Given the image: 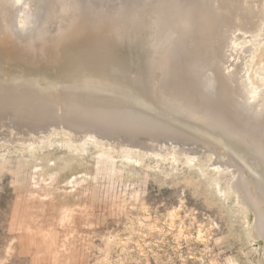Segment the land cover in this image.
Here are the masks:
<instances>
[{"label":"rangeland","instance_id":"obj_1","mask_svg":"<svg viewBox=\"0 0 264 264\" xmlns=\"http://www.w3.org/2000/svg\"><path fill=\"white\" fill-rule=\"evenodd\" d=\"M156 1L28 0L11 7L8 0H0V59L3 56L8 69L46 67L55 76L58 43L68 40L69 27L82 17L90 25V42L109 43L105 49L121 52L129 68L141 65L155 82L159 79L153 78L155 58L170 45L166 27L157 35L156 28L142 30L150 24ZM209 1L210 7H219L218 15L228 14L229 0L204 4ZM164 14L175 30L165 54L172 68L188 55L189 69L201 55L211 62L212 40L208 50L198 46L186 26L179 25L174 10ZM7 26L12 40L3 39L9 36ZM243 31L235 30L233 35L230 31L231 37L242 34L243 45L232 50L234 55L224 51L229 56L225 55L223 68L233 70L234 63H246V49L253 46L245 38L253 34ZM258 33L264 38V24ZM74 36L71 39L79 34ZM188 80L200 99H214L215 90L203 79L193 75ZM235 94L231 89L230 101ZM245 100L246 96V107ZM233 110L234 118L246 123ZM25 122L9 112L0 115V264H264V239L255 227V210L233 185L239 172L227 167L220 149L210 153L206 145L184 144L174 150L170 141L130 147L63 125H48L23 136ZM36 138L39 142H30ZM184 146L195 149L185 152Z\"/></svg>","mask_w":264,"mask_h":264},{"label":"bare ground","instance_id":"obj_2","mask_svg":"<svg viewBox=\"0 0 264 264\" xmlns=\"http://www.w3.org/2000/svg\"><path fill=\"white\" fill-rule=\"evenodd\" d=\"M8 1V6L15 7L18 2L21 1L24 5L28 0ZM204 1L159 0L155 3L156 9L151 7L153 12L149 10L152 19L147 24L149 21L150 24L145 27L144 18L140 21L145 27H140L144 29L143 33L145 29L147 32L156 28L154 34L157 35L161 28H167L166 41L170 45L164 46V51L161 48L163 55L155 58L153 78L159 77L155 82L149 80L142 69L144 67L135 64L134 60L135 65L129 68L128 61L121 52L105 49L109 46L108 42V46L102 40L100 43L94 40L90 42V25L82 17L74 21L73 27H69L70 36L68 35L67 41L64 38L66 43L62 41L64 39L58 43L59 54L55 59L53 72L55 76L46 67L12 66L8 69L4 65L9 64H3L2 56L0 115L9 112L17 120L26 121L24 126L27 130L23 136L27 132H36L37 129L41 131L48 125H63L76 132L86 131L102 138L118 140L130 147H144L146 141H159L163 144L170 141L174 150L184 144L196 147L206 145L209 149L205 148L210 153L220 149L226 155L227 167H233L239 172L233 185L239 187L244 199L255 210V227L258 235L264 239V38L258 33L264 24V0H229L232 7L229 6V11L227 9V15H218L216 10L219 7L212 8L211 1L208 5ZM113 10L112 6V12ZM172 10L174 14H178L176 20H179V25L186 26L187 32L193 34L198 41V46H205L208 50L212 40L208 50L211 62H207L201 55L200 61L189 69L187 65L192 59L188 55L172 68V60L167 59L168 55L165 54L174 41V29L170 26V20H164L161 16ZM149 11L146 12L149 14ZM146 15L141 16L147 20ZM239 29L246 30V33L243 31L244 34H253L245 38L253 49H250L251 46L246 47V63L243 60L234 63L231 71L228 66L224 65L223 68L222 64H227V56L234 55L232 50L243 45V40L240 41L242 34L230 36V31L232 33ZM5 31V35L9 36H4L3 39L12 40V30L7 26ZM74 33L75 36L79 34V37L71 39ZM226 50L229 55L225 54ZM50 56L48 57L51 58ZM230 65H233L232 61ZM239 65L242 69L237 67ZM226 67L230 72L224 75L222 71ZM243 70L246 71L245 74H241ZM193 75L203 79L209 89L215 90L214 99H200L188 80ZM38 77L46 79L38 82ZM56 77L59 80L55 81ZM231 89L236 90L232 101L228 97ZM204 97L207 98V95ZM233 108L246 123L234 118L236 115ZM3 138L5 136L1 137ZM30 140L33 143L38 141L37 138ZM190 148L184 146L183 151L188 152ZM192 149L190 152L194 151ZM197 152L199 153L195 151ZM225 163L219 164L224 166Z\"/></svg>","mask_w":264,"mask_h":264}]
</instances>
